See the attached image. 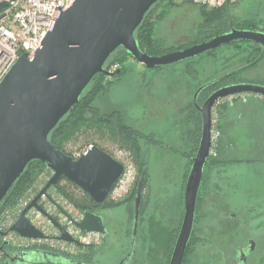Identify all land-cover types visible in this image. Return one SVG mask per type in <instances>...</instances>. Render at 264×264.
Segmentation results:
<instances>
[{
  "label": "rangeland",
  "instance_id": "rangeland-1",
  "mask_svg": "<svg viewBox=\"0 0 264 264\" xmlns=\"http://www.w3.org/2000/svg\"><path fill=\"white\" fill-rule=\"evenodd\" d=\"M222 2L209 1V4L205 6H218ZM230 2L232 5L230 13L234 20L251 21L255 28L264 31V0H230ZM151 13L155 36L162 39L167 48L175 50L180 47L181 49L193 42L207 40L202 34L201 37L199 34L197 37L198 25L202 21L199 8L186 0H158ZM157 13H163L161 18L157 17ZM230 44L220 45L210 53L203 52L187 59L152 68L145 67L132 58H125L123 72L105 78L112 83L94 99L92 106L99 111L100 115H109L112 120L100 122L98 115L94 116L91 121L81 124L71 134L64 136L63 148L64 152L76 158L89 146L97 145L120 161L124 166V172L103 201L100 207L102 209H97L98 212L106 213L107 226L109 224L111 235L93 245V249L76 247L72 253L75 257H84L94 264L119 262L129 247L128 233L133 217L132 194L144 167H147L145 185L152 194L161 196L169 185L172 190L166 193L168 196H181L179 190L177 193L175 191L183 186L187 179L198 144L199 129L197 128L200 125L199 116L189 112L188 107L190 104L195 107L193 94L200 85L220 76L224 72V67L229 70L244 64V62L236 61L238 57H233L234 48L230 47ZM230 55L232 59L226 62ZM117 66L109 70L112 71ZM240 77L246 82H263L261 79L264 78V60ZM222 107L223 104L216 107L220 120ZM112 121L117 122L113 125ZM243 121L245 128L235 133L238 136V143L236 142L238 149L233 153L236 160H225V162L230 161L229 164L219 167L216 164L218 161L210 160L205 163L201 185L206 186L209 180H213L222 187L217 189L219 198L229 197L235 204L244 205L245 209L250 207L249 212L264 214V154L251 149L250 144L253 141L250 142L247 135L250 137L252 133L245 126V122H248L246 117ZM118 122L124 123L126 126L124 131L117 129ZM128 128L132 129V133L127 132ZM246 129L248 134L245 132ZM191 142L196 144L193 146ZM259 143L260 141L256 140V144ZM217 147L218 145L215 147V154L210 155V158L225 159L226 156H222L220 152L221 157L215 156ZM50 174L51 171L46 166L41 168L29 187L35 189ZM61 185L67 188L66 190L77 202L82 201L79 202L80 206L76 207L62 193L56 191L54 186L49 187L48 192L52 196L61 198L63 204L60 203V205L67 213L78 217L83 210H89L92 207V203L87 201L86 195L79 187L65 180L61 181ZM165 201L158 199L156 210L149 209L150 213L155 215L159 210L163 211L162 215L155 216L158 222L165 220L166 211H169L172 202V200ZM173 202H176L179 208L181 207V201H177V198ZM175 212L177 215L174 217L179 220V211L174 210ZM204 213L202 209H198L196 227L201 225L202 217L206 218ZM146 217L143 213V221ZM209 218L211 216L208 211L207 219ZM170 219L171 215H169V221ZM142 227H144L143 223L138 235L139 239L142 238L141 233L144 230ZM207 227H214V224L208 223ZM240 229L242 230L239 225L238 232ZM217 237L210 231L203 240L204 246L193 242L187 256L189 264H218L221 258L225 259V262L232 261L233 258L227 255V252L219 251V244H216ZM223 237L227 239L228 236ZM260 242L264 244V233L260 236ZM150 257L151 255L146 258L149 264H151ZM135 260L131 264H136ZM248 262L264 264V246L261 245Z\"/></svg>",
  "mask_w": 264,
  "mask_h": 264
},
{
  "label": "water",
  "instance_id": "water-1",
  "mask_svg": "<svg viewBox=\"0 0 264 264\" xmlns=\"http://www.w3.org/2000/svg\"><path fill=\"white\" fill-rule=\"evenodd\" d=\"M158 0H75L60 10L52 28L42 39L32 58L25 52L0 80V202L7 194L26 164L38 160L51 168L52 175L44 186L21 210L10 229L28 238L44 234L25 216L31 207L39 209L60 231V240L77 243L64 227L39 204L46 195L82 231H97L108 236L104 217L83 210L79 220L59 205L47 192L61 178L72 182L96 203L103 202L124 172L123 164L97 145L89 146L74 158L54 147L48 134L58 121L79 102V97L97 73L113 77L120 72L104 64L118 48L123 47L130 58L152 68L187 59L220 45L236 40H250L264 47V31L230 26L228 31L207 40L162 54L142 51L134 31L145 13ZM228 1V0H226ZM7 1H0V10ZM193 103L200 113L201 131L197 149L192 157L184 192V215L169 264H180L193 226L195 201L208 162L211 147V116L213 105L221 98L246 93L264 96V84L236 82L222 85L208 94L202 103L198 94ZM144 172L138 180L134 197V231L138 223ZM1 235L4 232L0 233ZM4 242L0 249L4 248ZM80 264L52 251H24L8 254L3 264Z\"/></svg>",
  "mask_w": 264,
  "mask_h": 264
},
{
  "label": "flooded vegetation",
  "instance_id": "flooded-vegetation-1",
  "mask_svg": "<svg viewBox=\"0 0 264 264\" xmlns=\"http://www.w3.org/2000/svg\"><path fill=\"white\" fill-rule=\"evenodd\" d=\"M107 152V151H106ZM146 170L147 167H144L138 177V180L141 177L142 172H144V182L141 192V202L139 207V216H138V223L136 226V230L134 231V194H132L133 198V217H132V224L130 228V232L128 233L129 247L125 254L119 259V262L116 264H131L133 260H135L136 264H149L146 261L151 255V264H169L171 256L173 254V250L178 238V234L180 231V226L183 220L184 215V192H185V184L181 186L179 190L181 192V196H168L166 193L169 190H172L171 186H167V190L161 193V196L152 194L149 188H146L145 181H146ZM203 177V175H202ZM137 180V183H138ZM202 180V178H201ZM206 182V181H205ZM158 183V182H157ZM156 183V184H157ZM207 185H200L198 187L196 201H195V210H194V219H193V226L190 232V236L186 247L184 249V253L182 255V259L180 264H189L187 260L188 251L193 242H197L199 246H204V239L207 235V232H210L214 235H217L216 244L218 245L219 251L231 256L233 258L232 261L225 262L223 258L220 259L218 264H249V259L253 256L255 251L264 244L260 242V236L264 233V214L249 212V208L245 209L244 205H237L235 204L229 197L221 199L217 196V189H221L220 185H218L215 181L209 180L206 183ZM137 186V185H136ZM151 187V186H150ZM54 189L57 191L56 186ZM136 189V187H135ZM174 189V188H173ZM48 192V190H47ZM174 190L172 191V193ZM178 192V194L180 193ZM48 194L52 196L49 192ZM169 197V198H168ZM177 198V201H181V209L173 202L174 199ZM91 199V198H90ZM162 199L163 201H170L171 205L169 207V211H166V218L162 221H157L155 217L157 214L162 215L163 211L159 210L158 213H150V208L156 210L157 208V200ZM165 201V202H166ZM93 209L89 208V211H92L96 214H100L104 217L105 226L108 231V236L111 235L112 231L109 228V224L107 226V219L105 212H98L101 210L100 208L103 204L96 203L93 200L91 201ZM145 205V206H143ZM98 209V210H97ZM198 209H202L206 214L201 218V225L196 227V223L198 221ZM174 210L179 211L180 219H176L174 215ZM234 210H237L236 212ZM211 218L207 219V213ZM146 215V219L143 221L142 217ZM169 215H171V221H169ZM173 217V219H172ZM155 219V220H154ZM165 222V223H164ZM143 223L144 227H142L143 232L142 238L139 239L138 235L140 232L141 224ZM208 223H213L214 227H207ZM241 226L242 230L240 229L238 232V226ZM156 229L158 231H156ZM126 235V234H125ZM227 237L225 239L223 236ZM103 235V239L108 237ZM102 239V240H103ZM94 246H86V248H92ZM38 251H50L46 249L37 248ZM57 253L60 257L65 259H72L75 261H79L80 264H94L92 261L84 258V257H75V255H66L56 251H52ZM13 255V254H12ZM224 255V254H223ZM162 256V258H160ZM16 261L10 262V264H15Z\"/></svg>",
  "mask_w": 264,
  "mask_h": 264
},
{
  "label": "built area",
  "instance_id": "built-area-1",
  "mask_svg": "<svg viewBox=\"0 0 264 264\" xmlns=\"http://www.w3.org/2000/svg\"><path fill=\"white\" fill-rule=\"evenodd\" d=\"M3 1V0H0ZM7 4L0 10V80L10 69L12 64L18 59L21 53L25 52L28 58H32L38 45L52 28L55 17L60 10L68 8L75 0H4ZM196 4H209V1L222 2L224 0H190ZM215 4V3H213ZM217 4V3H216ZM215 4V5H216ZM114 65L113 67H115ZM250 94L240 93L229 95L219 99L212 108L211 116V147L209 156L215 154V147L221 135L219 127V116L217 106L232 102L235 99H245ZM51 174L48 175L35 189L27 188L18 197L16 202L0 211V246L6 242L4 247H10L15 252H23L32 248H43L56 251L66 255H73L76 247L93 246L103 239V234L97 231H82L74 222L57 206L48 199L46 195H41L38 204L50 215H52L65 229V231L77 240L72 243L60 240L56 237L60 231L52 222L37 208L31 207L26 211L25 216L37 227L44 237L28 238L12 231L10 227L17 219L21 210L31 201V199L44 186L45 182L52 175V170L46 166ZM60 205L61 198L52 196ZM63 204V203H61ZM63 208V206L61 205ZM64 209V208H63ZM65 210V209H64ZM73 219L79 220L82 216ZM4 251L0 249V264H3Z\"/></svg>",
  "mask_w": 264,
  "mask_h": 264
},
{
  "label": "trees",
  "instance_id": "trees-1",
  "mask_svg": "<svg viewBox=\"0 0 264 264\" xmlns=\"http://www.w3.org/2000/svg\"><path fill=\"white\" fill-rule=\"evenodd\" d=\"M186 1L188 3H192L196 5L199 8L201 15H202L201 16L202 21L198 25L199 28L197 32V37H198V34L200 37L202 34L203 37H206L207 39H209L210 37L216 34H220L225 31H228L230 26H234L237 28L257 29L255 28V26L252 25L253 22L251 21L245 20V21L239 22V21L234 20L232 14L230 13V8L232 6L230 0L228 1L224 0L220 5L213 6V7H207L204 4H196V3L191 2L190 0H186ZM156 3H154L149 8V10L145 13L142 21L140 22V24L136 27L134 31V37L136 38L138 42L139 48L142 51L147 52L148 54H162L167 51L173 50V48H167L164 45L163 40L155 36L154 20L152 19L151 10ZM156 15L158 18L159 17L161 18L163 13H157ZM231 46L234 48L233 57H236V58L238 57L236 61L240 63L244 62V64L240 65L239 67L237 66L232 67L229 70H227L226 67H224V70H223L224 72L220 76L214 77L208 80L207 82H205L204 88L198 94V101L200 103L204 101V99L208 96L210 92H212L214 89L222 85L236 83V82H246V80L241 78L240 76L244 72L255 68L264 60V47L258 43H255L250 40H236V41L231 42L230 47ZM179 48L180 47L176 49H179ZM210 52H213V50L207 51V53H210ZM125 58H130V56L126 52V50L120 46L108 57L104 66L110 69L114 65H118L120 66L119 73H122L124 70L123 60H125ZM231 59H232V55L227 57L226 62L230 61ZM106 77L107 76L102 73H97L96 75H94L93 78L90 80L89 84L87 85V87L84 89V91L80 95L78 104L73 105L69 109V111L58 121V123L54 126V128L49 132L48 139L54 145V147L65 151L63 148L64 136L71 134L72 131L76 129L78 126H80L81 124H85L88 121H91L92 118L96 115H98V121L100 122L112 120L110 119L111 116L109 115H105V114L100 115L99 111H97L96 108L92 106L94 99L99 94L103 93L112 83L111 80L106 81L105 80ZM261 80L263 82H260V84L261 83L264 84V78ZM225 104H223V106ZM188 111L192 113H196L200 118V125L197 128L199 129V131L197 132L199 136L198 139H199L200 131H201L200 113L196 109V107H193L191 104L188 107ZM115 122L112 121L113 125H115ZM117 129L120 131H124L126 129V126L124 125L123 122L122 123L118 122ZM127 132L132 133V129L128 128ZM65 153L68 154L67 152ZM210 160L212 161V159L209 157L208 162ZM45 166L46 165L44 163L36 159L29 161L26 164L22 173L17 177L12 187L9 189L7 194L4 196V198L0 202V211L5 207L12 206L16 202L18 197H20L25 192V190L30 186L31 182L36 178L38 171ZM61 179L67 181L65 178H61ZM61 179L56 184L57 191L62 193L65 196V198L69 199V201H71L76 207H79L80 206L79 202H82V201L78 200L79 202H77L72 197L73 195L70 194L68 190H66L67 188L64 185H61V181H62ZM67 182L72 183L70 181H67ZM73 185L76 186L75 184ZM83 193L86 195L87 201L91 202L92 200L90 199V197L85 192ZM36 249L37 248H32V249H27L26 251H32ZM3 251H4L3 262L7 259L8 254L12 255V254L17 253L13 251L10 247H6V246L3 248Z\"/></svg>",
  "mask_w": 264,
  "mask_h": 264
},
{
  "label": "crops",
  "instance_id": "crops-1",
  "mask_svg": "<svg viewBox=\"0 0 264 264\" xmlns=\"http://www.w3.org/2000/svg\"><path fill=\"white\" fill-rule=\"evenodd\" d=\"M226 104V106L222 107L223 112H221L220 115L221 120L219 117L221 135L217 147V155H215H219L221 157L219 154L220 152L222 156H226V158L218 159L216 157H212L211 159L213 162L218 161L216 163L217 167L220 165H228L230 161L236 160L235 156H233V153L238 149V144H236L238 141V136H236L235 133L237 131L239 132L242 128H245L243 125L244 117H246L248 120V122H245V126L248 127L249 132L252 133V136L250 135V137L247 135V138L250 140V142L253 141L250 144L251 149L257 150L258 153L264 154V99L257 97L254 94H250L243 100L235 99L232 102H228ZM245 132L247 134L249 133L247 129ZM256 140H259L260 143L256 144ZM192 142H194V140H192ZM195 144L196 142L194 144L192 143L193 146ZM191 149H193V147ZM225 160L230 161L225 162Z\"/></svg>",
  "mask_w": 264,
  "mask_h": 264
}]
</instances>
